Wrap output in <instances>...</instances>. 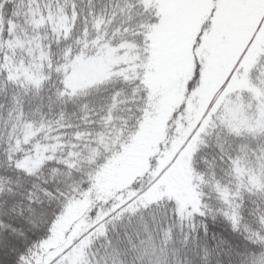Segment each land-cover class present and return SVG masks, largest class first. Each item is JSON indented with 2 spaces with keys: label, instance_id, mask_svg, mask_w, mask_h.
<instances>
[{
  "label": "trees",
  "instance_id": "trees-1",
  "mask_svg": "<svg viewBox=\"0 0 264 264\" xmlns=\"http://www.w3.org/2000/svg\"><path fill=\"white\" fill-rule=\"evenodd\" d=\"M20 1L0 0V264H48L63 247L51 244L55 223L71 201L97 186L96 171L107 162L98 141L130 144L151 107L142 76L66 93L67 55L96 39L142 43L157 18L140 0H65L61 5L75 15L65 36L48 22L18 17ZM260 140L210 130L192 161L204 214L181 219L169 200L112 213L85 248L83 264H142L145 252L156 264H264V187L247 173L263 150ZM36 149L45 152L43 164L31 173L21 169L18 163ZM158 157L113 203L90 205L84 223L111 212L126 192L146 189Z\"/></svg>",
  "mask_w": 264,
  "mask_h": 264
},
{
  "label": "rangeland",
  "instance_id": "rangeland-1",
  "mask_svg": "<svg viewBox=\"0 0 264 264\" xmlns=\"http://www.w3.org/2000/svg\"><path fill=\"white\" fill-rule=\"evenodd\" d=\"M140 1L157 18L142 43L85 42L79 54L67 55L62 67L64 89L70 95L113 78L142 76L151 107L130 144L118 148L98 141L108 153L107 162L96 171L93 192L85 191L71 201L55 223L51 244L63 247L48 264H83L91 238L112 213L125 208L169 200L181 219L203 215L192 161L212 129L263 140L258 143L263 150L255 158L256 167L247 173L255 185L264 187V0ZM61 4L65 0H21L23 10L17 15L39 25L48 22L66 36L75 15ZM180 107L182 116H173ZM93 153L90 161L97 155ZM157 153L146 189L126 192L111 212L102 213L91 226L84 223L82 216L90 205L113 203L117 191L147 168L148 159ZM45 159L44 150L36 149L18 166L31 173Z\"/></svg>",
  "mask_w": 264,
  "mask_h": 264
},
{
  "label": "clouds",
  "instance_id": "clouds-1",
  "mask_svg": "<svg viewBox=\"0 0 264 264\" xmlns=\"http://www.w3.org/2000/svg\"><path fill=\"white\" fill-rule=\"evenodd\" d=\"M38 214L42 215L43 210L42 209H37ZM145 248H148V245L145 244ZM142 264H156L155 258L151 254V252H145L143 254V259H142Z\"/></svg>",
  "mask_w": 264,
  "mask_h": 264
}]
</instances>
